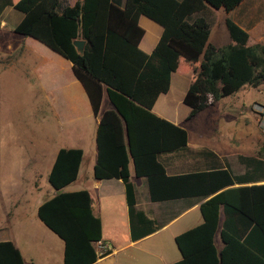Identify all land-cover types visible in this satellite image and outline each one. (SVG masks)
Listing matches in <instances>:
<instances>
[{
  "label": "trees",
  "instance_id": "1",
  "mask_svg": "<svg viewBox=\"0 0 264 264\" xmlns=\"http://www.w3.org/2000/svg\"><path fill=\"white\" fill-rule=\"evenodd\" d=\"M241 1L0 0V15L6 6L23 13L14 33L37 39L71 62L95 114L106 95L112 107L101 113L96 128L93 175L123 181L131 219L135 197L130 163L136 177L147 179L153 201L207 197L199 206L202 222L175 236L182 258L171 264H264V183L229 187L246 177H235L224 168L167 175L158 155L185 148L187 131L152 111L179 66L192 68L183 98L189 107L185 120L244 85L264 83V44L247 45L248 33L238 24L225 20L231 43L216 47L208 41V6L229 11ZM141 15L163 29L150 53L139 48L144 34ZM76 39L85 41L81 52L73 44ZM263 155L264 143L257 157ZM82 157L80 148L58 149L47 177L56 193L37 209L41 222L64 243L63 264L94 263L93 242L102 238L89 192L62 191L76 179ZM221 211L224 246L218 250L214 236ZM238 225L242 228L232 229ZM150 231L136 234L133 227L132 236ZM0 264L33 263L24 262L11 241H0Z\"/></svg>",
  "mask_w": 264,
  "mask_h": 264
},
{
  "label": "crops",
  "instance_id": "2",
  "mask_svg": "<svg viewBox=\"0 0 264 264\" xmlns=\"http://www.w3.org/2000/svg\"><path fill=\"white\" fill-rule=\"evenodd\" d=\"M75 1L65 0L69 4ZM22 17L23 13L12 6H6L1 12L0 36L3 42L0 43V56L7 55L8 58L0 60V79L7 77L1 72L10 70L20 71L24 78L34 80L37 91L43 95L51 111L56 130L55 137L38 135L25 128L13 130L11 135L15 139L11 140L7 149L0 148V241H11L26 263L63 264L64 243L41 222L37 209L44 200L56 193L47 177L58 149L80 148L83 157L77 177L62 191L85 189L89 192L93 213L101 221V239L112 247L108 254L97 258L92 264H171L179 261L182 255L175 243V236L202 222L199 206L207 197L153 201L147 179L136 177L130 163V180L135 197L134 216L131 219L123 181L119 178L96 179L93 175L97 157L96 128L101 113L111 108V104L104 95L100 110L95 114L67 58L33 37L14 39L13 28ZM205 17L210 23L208 41L216 47L232 42L226 18L248 33L247 45L264 44V0H242L229 11L208 6ZM139 25L144 29L139 48L150 53L163 29L144 15L139 17ZM212 26L217 32L216 41H211ZM191 74V67L179 66L170 75L169 89L158 95L152 107L156 115L187 131L185 148L158 155L166 174L179 175L224 168L235 177H246L244 180H234L229 187L264 183V155L257 157L264 142L256 123L255 128L251 124L252 121L256 122L257 116L260 117L254 105L264 104L253 101L247 108L242 103L250 89H255L264 97V83L258 87L244 85L235 93L201 110L193 118L185 120L189 107L183 103V98L190 85ZM229 97L234 98L229 100ZM220 100L223 102L217 110L214 107L219 105ZM229 106L236 116L227 113L231 109H227ZM197 118L200 119V125L189 131L185 125ZM228 121L235 124L232 129L225 126L224 122ZM244 158L257 159L258 163ZM44 191L47 193L40 199L39 194ZM141 215L150 222H143ZM222 219L221 211L214 236L218 250L224 246L220 235ZM40 227L47 230L43 232ZM133 227L136 234L146 228L152 231L133 238ZM239 228L242 227L238 225L232 229ZM38 231H42L43 237L37 238Z\"/></svg>",
  "mask_w": 264,
  "mask_h": 264
},
{
  "label": "rangeland",
  "instance_id": "3",
  "mask_svg": "<svg viewBox=\"0 0 264 264\" xmlns=\"http://www.w3.org/2000/svg\"><path fill=\"white\" fill-rule=\"evenodd\" d=\"M214 30L215 27L212 26L211 41H216V31ZM14 37L16 39H21L22 35L14 33L13 38ZM1 42H3V39H1L0 36V43ZM7 58V55L0 56L1 61L4 59L7 60ZM1 73L6 75L7 77L4 80L0 79V148L7 149L8 144H10L11 140L14 138L11 133L13 132V130H20L21 128L30 130L31 132L38 135L54 136V132L56 130L54 118L51 116V111L48 105L45 103L43 95L37 91L38 87L35 81L31 78H24L25 76H22L23 74L20 71L18 72L5 70ZM13 74H15V76H13ZM232 98L234 97H229V100H231ZM222 100L219 101V105H216L214 107L215 109L218 110L220 104L223 102ZM253 101L264 104V97L257 93L255 89H250L249 94H247L245 98H243L242 103L248 108ZM230 107L231 106H229L227 109H229ZM227 113L230 116L237 115L236 112L233 111L232 107ZM199 120V118L194 121L191 120L185 126L189 131H191L193 128L200 125ZM208 121L211 122L212 120ZM259 121L260 117L257 116L256 122L252 121L251 124L255 128L256 123V127H258L263 139L262 141L264 142V135L260 130ZM224 123L226 124L224 125L229 129H232L235 126V124H233L231 121ZM240 123H242V121ZM204 124L207 125L206 121ZM211 124H213V122ZM16 137H18V135ZM46 184L47 186H49L48 183H45V185ZM46 193L47 192L44 191L43 194H39V198H44V194L46 195ZM31 205L29 206L30 210L32 207ZM41 229L43 232L44 230H47L45 227H42ZM42 231L37 232V238L43 237Z\"/></svg>",
  "mask_w": 264,
  "mask_h": 264
},
{
  "label": "built area",
  "instance_id": "4",
  "mask_svg": "<svg viewBox=\"0 0 264 264\" xmlns=\"http://www.w3.org/2000/svg\"><path fill=\"white\" fill-rule=\"evenodd\" d=\"M254 109H256L260 113V130L264 135V106L257 104V105H254ZM93 246H94L97 258H100L108 254L112 249L110 244H108L102 239L95 240L93 242Z\"/></svg>",
  "mask_w": 264,
  "mask_h": 264
},
{
  "label": "water",
  "instance_id": "5",
  "mask_svg": "<svg viewBox=\"0 0 264 264\" xmlns=\"http://www.w3.org/2000/svg\"><path fill=\"white\" fill-rule=\"evenodd\" d=\"M73 44L76 47L77 51L81 52L85 46V41L76 39L73 41Z\"/></svg>",
  "mask_w": 264,
  "mask_h": 264
}]
</instances>
